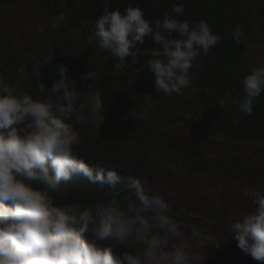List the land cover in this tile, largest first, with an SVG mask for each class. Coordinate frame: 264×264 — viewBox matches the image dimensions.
<instances>
[{
    "label": "clouds",
    "instance_id": "1",
    "mask_svg": "<svg viewBox=\"0 0 264 264\" xmlns=\"http://www.w3.org/2000/svg\"><path fill=\"white\" fill-rule=\"evenodd\" d=\"M185 10L174 2L159 18H148L138 4L123 11L105 6L86 39L114 57V68L124 73L137 63V46L150 38L155 47L146 67L156 94L192 99L199 93L192 69L223 37L207 20L182 19ZM68 22L60 12L37 31ZM243 35L237 24L232 40L239 45ZM69 71L59 66L60 79L34 91L0 74V264H204L210 226L186 235L180 228L186 219L176 222L167 199L141 175L143 183L133 180L125 194L105 202L88 206L64 199L73 178L107 182L111 190L119 179L110 166L106 175L94 171L79 151L80 129H99L105 120V95L98 88L78 92ZM95 76L90 70L80 79ZM18 77L23 81L27 74L20 69ZM241 89L235 96L225 93L218 106L251 116L264 93V63L249 68ZM198 176L201 183L207 178ZM252 204L229 227L241 252L264 264V190L255 191Z\"/></svg>",
    "mask_w": 264,
    "mask_h": 264
},
{
    "label": "trees",
    "instance_id": "2",
    "mask_svg": "<svg viewBox=\"0 0 264 264\" xmlns=\"http://www.w3.org/2000/svg\"><path fill=\"white\" fill-rule=\"evenodd\" d=\"M3 1L0 56L4 51L9 55L0 57V74L31 91L41 84L47 90L60 79L58 67L66 65L69 78L77 80L78 92L98 88L105 95V120L99 129H80L79 151L94 171L106 175L108 166L115 168L116 190L107 182L93 184L81 176L73 178L64 199L88 206L105 202L125 194L133 180L143 183L141 175L147 187L167 199L175 221H184L177 207L211 221L193 225L199 230L210 226L209 233L231 245L230 249L221 246L228 264H259L242 252L234 258L237 242L229 225L254 207V195L246 191L264 190V93L251 116L238 113L235 106L221 108L217 102L229 91L234 96L242 91L241 80L252 66L249 44L264 39V0H18L16 4L6 0L9 11L2 7ZM174 2L186 5L182 19L207 20L223 37L196 61L192 71L199 93L192 99L156 94L146 67L155 47L150 38L137 46V63L124 73L114 68V57L86 39L105 6L123 11L128 4H138L148 18H159ZM26 5L33 11L25 12ZM60 12L67 13L69 22L58 30L22 36L20 26L28 25L27 20L39 24ZM13 15L21 18L18 26ZM237 24L244 34L239 45L232 40ZM20 69L27 74L26 80H19ZM90 70L96 73L94 80L81 81ZM197 176L207 178L201 183L195 181Z\"/></svg>",
    "mask_w": 264,
    "mask_h": 264
},
{
    "label": "rangeland",
    "instance_id": "3",
    "mask_svg": "<svg viewBox=\"0 0 264 264\" xmlns=\"http://www.w3.org/2000/svg\"><path fill=\"white\" fill-rule=\"evenodd\" d=\"M18 2V0H13L10 1V4H16ZM2 7H5V9L7 11H9V9L7 8V2L6 0L3 1L2 3ZM26 11L25 12H31L33 11V9L30 7V5H26L25 7ZM38 17L40 19H44L43 16L41 14H38ZM13 18L16 21V26L19 25V23L21 22V18L19 15H13ZM22 18H25V13L22 14ZM28 25H26L25 27H21V34L22 36H31L32 34H38V35H42L44 33H40L37 31V26L40 24H31L29 23V21L27 20ZM6 33V32H5ZM9 38V34L7 33L6 35ZM49 37V34H48ZM261 38V37H260ZM258 39L256 42H254L255 44L250 45V51H249V58H250V63L251 65H255L257 63V61H259L260 63H264V39ZM0 40L3 41V36H0ZM22 46V45H21ZM20 46V47H21ZM6 55H9V52L4 51L3 54L0 57H4ZM191 171V170H190ZM189 171V172H190ZM247 194H253L255 195V192L248 190L246 191ZM176 211L178 213H182L181 211H179L178 207L176 208ZM181 219H186V222L182 223L181 226L186 229V231H189L193 234V232H198L199 229L194 227L193 223L194 220L197 219V216L195 215V213L193 212H186V213H182ZM180 219V220H181ZM177 222V221H176ZM202 223H210L211 221L206 220V219H202L201 220ZM209 236H211V240L212 242H216L218 244V247H216L215 245H213V243L211 241H206V243H208L210 245V247L207 249V253H206V258H205V262L204 264H228L227 263V257L228 255H224L221 252V246H224L226 249H230L232 248L231 245L223 238H220L212 233H209ZM212 243V244H210ZM232 254L234 256V258L236 259L237 256L236 255H241V250L238 247H233L232 249ZM242 256V255H241ZM247 258V257H246ZM232 264V263H230Z\"/></svg>",
    "mask_w": 264,
    "mask_h": 264
}]
</instances>
